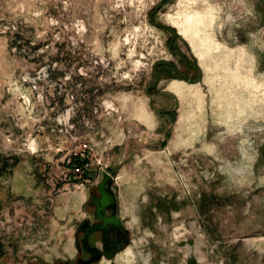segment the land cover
I'll list each match as a JSON object with an SVG mask.
<instances>
[{
  "label": "rangeland",
  "instance_id": "1",
  "mask_svg": "<svg viewBox=\"0 0 264 264\" xmlns=\"http://www.w3.org/2000/svg\"><path fill=\"white\" fill-rule=\"evenodd\" d=\"M202 1L0 0V264L72 260L101 170L131 241L96 264H264V0H206L217 49Z\"/></svg>",
  "mask_w": 264,
  "mask_h": 264
},
{
  "label": "flooded vegetation",
  "instance_id": "2",
  "mask_svg": "<svg viewBox=\"0 0 264 264\" xmlns=\"http://www.w3.org/2000/svg\"><path fill=\"white\" fill-rule=\"evenodd\" d=\"M99 181L93 189H88L87 191L85 215L74 225V254L72 255V260L65 259L64 264H96L103 258H106V252H113L112 256L106 258L113 259L114 256L120 253L131 241V233L125 225L124 220L119 215L117 190L114 185L113 187L115 188L117 201L116 214L122 221L124 227L128 229V233L125 235L128 240L127 243L123 245V247L118 248L121 246L122 240L124 239V235H122L121 229L118 226L112 224L109 231L104 230L102 226V219L100 217L102 214L97 212V205L94 202L96 199L101 197V194L97 189ZM112 212L113 207L107 206L103 214L111 217ZM89 260H91V262H88Z\"/></svg>",
  "mask_w": 264,
  "mask_h": 264
},
{
  "label": "bare ground",
  "instance_id": "3",
  "mask_svg": "<svg viewBox=\"0 0 264 264\" xmlns=\"http://www.w3.org/2000/svg\"><path fill=\"white\" fill-rule=\"evenodd\" d=\"M205 3L206 0H203L202 2L198 3V5H195L192 10L186 13L184 19H182L183 21L181 22L182 25L181 27L185 33L189 34L191 40L194 39L195 37H198L202 41L206 42L209 48L212 45L213 49H217L219 48V46L214 42L212 43V41L210 40L211 36L209 33V29L210 27H212L214 18L211 14L210 7L208 5H205ZM224 54L227 57V55H229L230 53L225 51ZM176 87L180 89V92L181 89H183L184 94L191 95L190 89L188 91L187 88L184 87L182 88L180 86H176ZM184 94L182 95L183 97L185 96ZM187 98L188 97H186V99ZM143 113H144V116L142 117L143 120L148 126H151L153 124L152 115L147 113L145 109H143L142 114Z\"/></svg>",
  "mask_w": 264,
  "mask_h": 264
},
{
  "label": "water",
  "instance_id": "4",
  "mask_svg": "<svg viewBox=\"0 0 264 264\" xmlns=\"http://www.w3.org/2000/svg\"><path fill=\"white\" fill-rule=\"evenodd\" d=\"M100 172H101V180L97 185V189L101 194V197L96 199V201L94 202L97 205V212L99 214H102L100 217L102 219V226L104 230L109 231V228H111L112 224L118 226L121 229L122 235H124V239L122 240L121 246L118 247L120 248L123 247V245H125L128 241L125 236L128 233V229L124 227L122 221L116 214L117 201L115 196V188L113 187V177L110 174H108V172H106L105 170H101ZM107 206L113 207V212L111 217L103 214ZM112 255L113 252L110 253L106 252L105 257L109 258ZM88 262H91V260H89Z\"/></svg>",
  "mask_w": 264,
  "mask_h": 264
},
{
  "label": "trees",
  "instance_id": "5",
  "mask_svg": "<svg viewBox=\"0 0 264 264\" xmlns=\"http://www.w3.org/2000/svg\"><path fill=\"white\" fill-rule=\"evenodd\" d=\"M76 165H80L81 164V160L77 157L74 158ZM18 159L15 156H7V157H2V159H0V173H3L4 171H6L8 168L10 169L11 166H13L15 163H17Z\"/></svg>",
  "mask_w": 264,
  "mask_h": 264
}]
</instances>
